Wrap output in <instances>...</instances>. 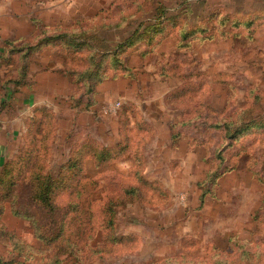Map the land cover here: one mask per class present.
<instances>
[{
	"label": "rangeland",
	"instance_id": "rangeland-1",
	"mask_svg": "<svg viewBox=\"0 0 264 264\" xmlns=\"http://www.w3.org/2000/svg\"><path fill=\"white\" fill-rule=\"evenodd\" d=\"M149 25L163 28L152 41L102 55ZM13 46L1 80L30 60L38 101L0 151V264H264V0H0V48ZM231 118L233 138L212 127ZM33 137L64 177L52 211L25 186ZM74 160L82 171L63 169ZM76 185L120 198L114 243L101 225L83 233Z\"/></svg>",
	"mask_w": 264,
	"mask_h": 264
},
{
	"label": "trees",
	"instance_id": "trees-1",
	"mask_svg": "<svg viewBox=\"0 0 264 264\" xmlns=\"http://www.w3.org/2000/svg\"><path fill=\"white\" fill-rule=\"evenodd\" d=\"M156 7H159L160 13L158 14L159 16L156 17V19L162 17L163 15H165L167 8L165 6H163L161 3H158V5H155ZM142 25V24H141ZM140 25V26H141ZM240 25V24H238ZM251 25V23H250ZM140 26L137 27L134 31V34L126 37L125 40L118 42V44L116 45L117 48H115L114 50H106L102 53V55L108 57L109 53L115 54L117 57V54L119 52V48H121V46L124 43H127V46H132L136 41L140 40L144 35L147 36L149 35V41H152L154 36L158 33V32H162L163 28H159L155 31L150 30V25L146 26L144 28V32L142 33L140 31ZM184 37H188L187 33H184ZM61 38H64L61 36ZM60 38V39H61ZM54 39V38H53ZM53 39L49 38L46 40H43L35 45H32L29 50V52L31 51H35L37 49H39L42 45L50 43ZM55 39H59V38H55ZM88 40L84 41L82 44H78L80 45L82 48H84L86 51H89L88 54H90L91 51H93V46L88 44ZM77 46L76 44H73L70 47H75ZM10 54H15V51H19L18 47L13 46L10 50ZM29 52L24 54V57H28L29 56ZM97 56V55H96ZM13 57V55H12ZM89 57V55H88ZM103 57V56H102ZM118 61V58H116ZM26 65V64H25ZM23 70H26V66L23 68ZM94 72L90 73V76L93 77ZM95 80V79H94ZM95 85L96 84H91L90 88H89V92L93 93L94 89H95ZM259 102V104H261V98L259 96H256L254 100H252L248 106H245L246 109H243L245 111L242 112V114L246 113L247 110L251 109V107L254 103ZM240 117V115L238 116V118ZM238 118H231L229 121H225L223 124L220 123H215L213 124L212 127L216 128H223V126L226 128L225 129V133L229 138H233L235 136H237L239 133H242L244 131V128H240V130H238V132L235 130V128L241 127L238 126V123H236L238 121ZM186 126H188V122H185ZM245 123V122H244ZM243 126V125H242ZM223 130V129H222ZM247 129H245L246 131ZM233 131H236L233 133ZM47 137H49V130H47ZM40 142V143H39ZM41 144L39 149H41L42 147H45V137L39 139L36 137H33V139L29 142L30 148L33 152V155H36L34 157V161L32 164L28 165L27 162L25 164L22 163L23 167H24V173L26 174L25 178H24V182L26 183L25 186L26 187H30V196L29 199H31L33 202H36V204L40 203L41 205L49 208L51 211L54 208L53 207V201H54V197L56 196V194L60 191V189L64 188V183L62 180L64 179V177H55L53 176L50 172L47 171V168L49 167L48 165V160L47 157L42 156V154L40 152H35V147L37 146V144ZM87 144H85L84 147H86ZM83 147V148H84ZM93 150L91 147H89L88 150ZM99 150L98 152L94 151V154L98 157V160H105L110 156V150L106 149L104 147H102L101 149H97ZM41 151V150H40ZM223 152V151H222ZM222 152L219 153L218 157L220 159H224ZM100 153V155L98 154ZM79 163H77L75 160L74 162L72 161L71 164H66L63 166V169H71L72 167L76 165H78L79 170L82 171V167L84 166L83 162H80L78 160ZM83 165V166H82ZM75 180V179H73ZM80 185V184H79ZM79 185H76V189L74 191L75 196L72 199H77L74 200L73 202H69V207L72 208V210L75 211H79L82 210L83 211V216L82 218L84 220L85 223L83 224V233L87 234V238H90L93 235V230L95 227H97V225H101L103 227L104 230V235H105V240L103 245L107 246L108 241L113 242L114 240L112 238V236H110L109 234H106V231L108 230V225L113 224L114 222V218L112 219V217H114V206L116 205V202L120 201L119 199H114V198H110L106 203L103 202H98L97 199H94V196L91 193H83L80 196V192H81V187ZM69 188H72V184L69 186ZM138 191V187L137 186H131L127 189H125V193L131 194L133 198V196L136 194V192ZM13 197H17V193L16 191L14 192V196ZM81 198V199H79ZM79 199V200H78ZM101 218V219H100ZM72 236V234H71ZM71 236H69L67 234V237L65 239V242L68 244V247L72 250V243L68 242L69 240L72 241ZM91 239V238H90ZM89 240V239H88ZM121 242V241H120ZM57 262H61V260H57Z\"/></svg>",
	"mask_w": 264,
	"mask_h": 264
},
{
	"label": "crops",
	"instance_id": "crops-1",
	"mask_svg": "<svg viewBox=\"0 0 264 264\" xmlns=\"http://www.w3.org/2000/svg\"><path fill=\"white\" fill-rule=\"evenodd\" d=\"M40 49V48H39ZM39 49L32 51L37 53ZM9 50L0 48V60H3L8 64ZM26 66V70L18 73L16 76L8 74L9 70L6 69L7 78L3 81L2 78L5 74L0 70V80L3 81L2 95L0 96V151L8 145V142L12 139V136L18 132L19 127L23 125V122L29 115H31V108L35 107L37 103V94L35 81H31V74L29 68H31L30 60L27 64H22V68ZM0 67H3L0 64ZM47 69V68H44ZM54 69H49V71ZM13 86V87H11ZM23 104L24 106H22ZM22 106V108H17ZM10 111V112H9Z\"/></svg>",
	"mask_w": 264,
	"mask_h": 264
}]
</instances>
